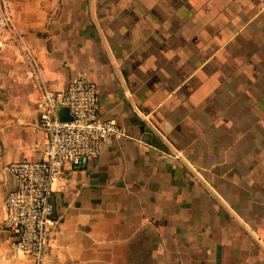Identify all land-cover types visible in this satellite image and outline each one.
Segmentation results:
<instances>
[{"label":"crops","instance_id":"0c3cea01","mask_svg":"<svg viewBox=\"0 0 264 264\" xmlns=\"http://www.w3.org/2000/svg\"><path fill=\"white\" fill-rule=\"evenodd\" d=\"M6 2L48 86L84 73L125 131L50 185L48 263L264 264V0ZM20 53L0 31V264H33L1 224L44 141Z\"/></svg>","mask_w":264,"mask_h":264},{"label":"built area","instance_id":"2783aa9c","mask_svg":"<svg viewBox=\"0 0 264 264\" xmlns=\"http://www.w3.org/2000/svg\"><path fill=\"white\" fill-rule=\"evenodd\" d=\"M0 31L21 52L35 91L38 126L44 134L39 158L12 161L14 188L3 198L2 226L8 232L9 247L30 255L33 264H49L52 235L56 228L51 216V184L63 164L77 167L84 159L96 157L103 142L125 135L113 119L98 116L96 83L78 72L63 89L48 86L42 69L15 28L6 0H0ZM65 106L70 119L58 118L56 108Z\"/></svg>","mask_w":264,"mask_h":264},{"label":"water","instance_id":"95a60500","mask_svg":"<svg viewBox=\"0 0 264 264\" xmlns=\"http://www.w3.org/2000/svg\"><path fill=\"white\" fill-rule=\"evenodd\" d=\"M56 112H57V115H58V118L59 119H61V120H68V119H70L71 117H70V115H69V113H68V109H67V107H65V106H58L57 108H56ZM144 120V122L146 123V125L149 127V128H153L149 123H148V121H146L145 119H143ZM11 173V172H10ZM12 174V173H11ZM12 176H13V183H12V187H11V189L10 190H8L7 192H9V191H11L13 188H14V185H15V178H14V175L12 174ZM6 192V193H7ZM5 193V194H6Z\"/></svg>","mask_w":264,"mask_h":264}]
</instances>
